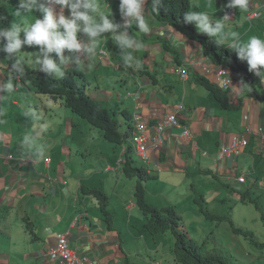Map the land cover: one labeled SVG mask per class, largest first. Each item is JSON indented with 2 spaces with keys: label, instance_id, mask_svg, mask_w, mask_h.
<instances>
[{
  "label": "crops",
  "instance_id": "crops-1",
  "mask_svg": "<svg viewBox=\"0 0 264 264\" xmlns=\"http://www.w3.org/2000/svg\"><path fill=\"white\" fill-rule=\"evenodd\" d=\"M227 2L189 0L190 10L207 12L214 19L222 18ZM0 3L9 15L19 6V0H0ZM148 7L146 0L144 14L151 31L144 34L137 30V35L132 30L129 32L143 44V48L134 52L141 60L142 69L125 67L119 50L115 52L117 47L103 45L102 39L106 42L107 36L104 34L97 42L94 67L84 70L91 74L90 96L105 108L109 106L119 111L114 117L121 122L122 133L127 129L125 117L120 113L123 110L130 118L134 112L140 115L150 137L154 135L152 125L161 117L175 113L180 124L164 132L157 148L148 149L146 161L132 154L135 165L143 168L148 176L142 186L145 196L154 203L153 207L157 201L166 204L160 206L162 208L173 206L180 218L184 217L186 208H191L201 225L204 220L216 225L229 223L231 243L228 248L236 253L234 258L240 264H264V249L257 251L252 244H241L231 231V226L247 230L256 243L264 241V222L260 218L264 215V102L249 95L247 88L240 89L242 81L234 73H230L233 77L229 90L219 88L214 80L224 65L212 64L199 44L184 38L173 27L162 28L148 17ZM10 8L13 9L9 11ZM233 10V20L226 23L240 33L242 41L246 42L253 35L264 38V0H250L247 13ZM252 12H259L260 17L251 16L248 20V13ZM64 14L68 15L67 9ZM35 16L38 17V13H25L23 19L31 23ZM157 35L165 39L166 44L153 40L159 38ZM216 46L235 54L227 43ZM101 48L105 55L100 53ZM240 62L247 67L246 62ZM7 63L6 54L0 52V81L7 80L8 69L2 67ZM176 66L186 68L184 81L172 72ZM26 80L31 77L17 79L11 94L0 93L4 95L0 100L3 111L0 116L3 121L0 123V206L6 208L4 216L0 217V264H59L48 252L55 247L56 235L63 232L68 234L69 249L87 264H179L172 253L173 244L165 251L163 245L158 248L156 244L153 249L146 245L147 252L140 251L135 244L133 228L137 225L132 224L128 212L130 210L132 215L137 209L134 190L138 181L135 176L126 177L122 173L118 164L124 156L121 147L108 143L86 124L84 132L89 137L84 142L80 140L79 147L87 143L90 152L80 154L74 151L73 145L68 147L66 141L72 135L71 129L76 122L78 126L83 122L75 119L60 102L50 100L49 103L48 98L37 94ZM256 89L264 95V84L257 82ZM26 93L33 94L35 103L31 104ZM121 102L125 104L122 110L118 104ZM31 107L38 110L33 113ZM151 114L156 116L151 117ZM183 129L190 135H182ZM26 135L32 137L37 146L44 147L43 157L22 144ZM233 138L242 142L243 149L237 156L220 157L217 153L220 146ZM98 173L107 176L101 178ZM239 176H243V182L237 181ZM123 178L128 179L127 189L122 190L125 195L119 190ZM91 188H100L108 198L105 214L99 202L87 194ZM193 191L202 196L208 212L209 208H226L227 215L232 214L231 223L218 222L217 218L223 216L210 212L213 218L199 215ZM111 196L118 198V205L125 211L123 216L117 217L112 212L116 205ZM242 198L253 200L260 211L250 202H241ZM242 215L250 217L254 227L245 218L240 219ZM253 215H259L263 230L259 222L255 223ZM23 218L32 222L33 233L26 229ZM190 222L195 223L192 219ZM179 229L185 233L183 226ZM144 233L140 231L142 238ZM254 234L259 235L261 241H257ZM151 253L156 255L151 257ZM156 256L159 258L154 259Z\"/></svg>",
  "mask_w": 264,
  "mask_h": 264
},
{
  "label": "clouds",
  "instance_id": "clouds-1",
  "mask_svg": "<svg viewBox=\"0 0 264 264\" xmlns=\"http://www.w3.org/2000/svg\"><path fill=\"white\" fill-rule=\"evenodd\" d=\"M145 3L146 0H119V13L123 20L121 24L114 22V19L111 18V12L106 14L102 10L98 0H19V6L15 11L16 16L23 17L25 13L33 12H39L41 15L38 14V17L35 16L34 22L31 23L23 21L21 23L11 22L7 28H0V52L6 54V58L10 63V68L8 63L2 66L4 69H8V72L7 80L0 81V93L11 94L15 89V81L25 75V59L19 56L22 47L39 46L38 51L31 53V67L33 70H38L42 75L59 80L65 78L68 74L67 69L70 66H74L72 69L76 71V75L74 74L75 79L77 83L84 85L85 95L88 96L94 105L99 109L105 110L109 116H112L113 120L118 122L120 131L121 122L117 121L114 117L119 111L111 109L110 111L109 108H105L101 103L92 99L90 96L92 80H87L85 73L88 71L84 70L85 68L91 69L94 67L92 61L97 56V42L106 33L113 37V43L117 47L115 52L117 53L119 50L123 65L127 68L142 69L141 60L134 56V52L143 48V44L134 35H129V29L132 28L134 23L141 33L147 34L151 31L149 19L144 14ZM160 3L161 0H152L151 8L153 12L159 11ZM56 6H59L58 12L56 11ZM225 8L239 9L241 12L247 13L250 8V0H228ZM65 9L68 10L67 16L64 14ZM229 19L227 14L221 19H214L207 12L192 10L184 14V21L186 23L194 22L198 32L206 35L211 42H214L218 46H223L227 43V47L235 52L237 59L246 62L248 71L258 77L260 82L264 84V38L253 35L246 42L242 41L240 33L233 30L226 23ZM21 34L23 35L21 36ZM78 34L80 35L78 36ZM102 41L104 42L105 40L102 39ZM68 53L69 55H67ZM100 53L105 55L106 52L100 49ZM178 67L176 66L172 70L174 74ZM234 74L242 81L240 89L247 88L251 92L252 88L245 84L238 74ZM225 87L229 88L230 83ZM3 98L4 95H0V100ZM61 105L63 104L61 103ZM63 108L65 110L68 109L66 106ZM136 110L137 107H135ZM120 113L125 117L124 123L126 128L128 127V122H131L130 127L126 129L129 132L125 137V143L118 144L105 140L99 129V132L96 133H100L102 138L108 143L121 147L122 156L124 155L123 158L118 160L121 171L125 164L126 153H129V159L132 162L131 165L135 168H141L135 165L136 161L132 157V154L135 158L146 161L148 158V149L157 148L164 136V132L172 131L173 128H176L180 124L176 114L169 113L161 117L155 125L150 127L154 131V135L150 137L146 122L141 119L140 115L134 112L133 118H130L126 115L127 111L123 110ZM2 115L3 111L0 110V116ZM155 116L156 114H151V117ZM169 117L175 119V125L165 124V121ZM74 118L76 119V116ZM77 118L80 120L83 119L80 116ZM0 123H3V121L0 120ZM86 125L89 126L88 129L90 130L95 129V127H92L88 123ZM160 127L161 129H159ZM183 130L187 131V129ZM126 131L123 135L126 134ZM189 135L190 133L187 131L184 136ZM139 136L145 138L144 143L141 145H138L135 141V138ZM233 141L237 142L238 150L230 153L224 152ZM66 143L68 147H72V135L67 137ZM22 144L30 151L34 149L38 157H43L45 154L44 147L37 146L30 136L26 135ZM128 147L131 149L129 152H127ZM242 149V142L233 138L226 145L220 146L217 153L220 157L237 156ZM143 172L145 173V171ZM135 177L139 179L138 176ZM237 180L243 182V176H239ZM62 234H65L67 239L68 234L66 232ZM72 252L77 258L82 259L74 251ZM49 257L51 258L50 254ZM52 260H56L60 264L59 259Z\"/></svg>",
  "mask_w": 264,
  "mask_h": 264
},
{
  "label": "trees",
  "instance_id": "trees-1",
  "mask_svg": "<svg viewBox=\"0 0 264 264\" xmlns=\"http://www.w3.org/2000/svg\"><path fill=\"white\" fill-rule=\"evenodd\" d=\"M152 3V0H151ZM151 5V4H150ZM190 10L189 0H161L159 5V11L153 12L150 7V17L156 21L164 24H168L179 33L184 35L190 41L201 44L203 54L216 65H227L234 73L238 74L245 84L252 88L251 94L258 98L256 92L255 81L248 68L242 64L231 51L219 50L214 42L196 29L194 22L186 23L184 21V14ZM7 8L0 3V28H7L11 21ZM10 66V63L8 61ZM33 74V75H31ZM31 77V86L35 87V91L49 100L58 101L69 108L73 113L85 119L92 127L99 129L102 132L105 140L114 143H125L126 134L119 131V124L109 116L105 110L99 109L93 104L85 95L84 85L77 83L75 75L67 74L64 79L55 80L46 75H42L39 71L29 70L25 67V75L23 77ZM55 80V81H54ZM24 81V80H22ZM207 85V82L201 81ZM55 87L52 88V86ZM210 88H212L209 85ZM261 99V98H260ZM263 99V98H262ZM264 100V99H263ZM262 101V100H260ZM264 102V101H262ZM130 121V119H129ZM130 127L131 122H128ZM127 127V128H128ZM131 149L128 147L127 152ZM131 159H129V153H126L125 164L123 165L122 172L126 177L138 176L135 187L134 195L136 196V205L143 215L148 216L149 221L146 229L152 233H160L164 231L171 232L173 235L172 253L174 259L179 264H240L236 258L229 254L226 250L221 248L208 249L205 244L197 245L193 239L187 237V235L178 229L180 226V216L173 206H166L161 209H157L151 205H148L144 200L143 185L141 183L148 178L141 168H135L131 165ZM194 192V191H193ZM192 192V193H193ZM88 195H91L99 203V207L105 214L108 198L101 191L90 190ZM202 196L194 192L193 202L196 206V211L199 215L204 217L213 218L209 215L205 206L202 203ZM243 203L250 202L258 209L257 204L251 200L242 198L240 200ZM5 206H0V217L4 216L6 212ZM260 218L264 222V215L261 214ZM26 225V229L32 232V225L30 221L23 218ZM218 222L230 221L228 215L217 218ZM231 231L236 236H241L248 244L254 245L258 249H264V241L260 244L256 243L250 231L242 230L231 226Z\"/></svg>",
  "mask_w": 264,
  "mask_h": 264
},
{
  "label": "rangeland",
  "instance_id": "rangeland-1",
  "mask_svg": "<svg viewBox=\"0 0 264 264\" xmlns=\"http://www.w3.org/2000/svg\"><path fill=\"white\" fill-rule=\"evenodd\" d=\"M101 7H102V10L107 14L109 12L113 13L115 10H117V6L116 7H113V2L111 1L109 4L107 5H104L105 3L103 2H98ZM13 9V8H12ZM11 8L9 9V11L12 10ZM38 14H40L38 12ZM10 15H11V22L13 23H21L22 21L23 22H26V18L23 19V17H18L15 15V12L14 11H11L10 12ZM23 19V20H22ZM27 23V22H26ZM38 48L39 46H32V47H28V46H24L22 47L21 49V53H19V56H21L22 58L25 59V67H27L29 70H33V68L31 67V53L33 52H36L38 51ZM53 54V53H52ZM74 66H70L69 69H67V73L68 74H75L76 71L74 69H72ZM38 71V70H36ZM86 75V78L87 80H91V74H90V71L85 73ZM76 75V74H75ZM254 75V74H253ZM254 77L257 79V82H260L259 78L256 77L254 75ZM29 84H33L31 83V81L29 80H26ZM55 81V80H54ZM29 87H32V86H29ZM55 87V84L54 86H52V88ZM32 88H35V87H32ZM27 95L30 96V99H31V104L35 103V99L33 97V94H30V93H26ZM38 94V93H37ZM41 95V94H39ZM43 96V95H41ZM43 98L45 99V97L43 96ZM49 103H51V101L49 99H47ZM119 104V109H124L125 107V104L124 103H118ZM111 106V105H110ZM107 108H109V106H107ZM30 110L33 111V113H35V111H37L35 108L31 107L29 108ZM111 109V108H109ZM71 114H73L74 116L76 117H79L77 116L75 113H73L69 108L67 109ZM111 111V110H110ZM81 125L78 126L77 125V122H76V126L74 128H72V141H73V146L74 148L76 147V149H74V151H78L80 154H87L90 152V148L89 146L86 144H84V146L82 148L79 147V142L80 140H82L81 142H84L86 141V138L88 137V133L87 132H84L86 129L85 128V124L88 123L85 119H81ZM89 124V123H88ZM93 131L95 132H99L98 129H92ZM99 148L96 147V152H99ZM95 152V150H94ZM81 157V156H80ZM89 163V161L86 162V164ZM99 174V173H98ZM99 176L101 178H104L105 176H107L105 173L103 174H99ZM123 182L120 184L119 186V190H120V194L122 195H125L122 190L124 189H127L126 187V181H128L127 178H123ZM98 182H100V180L98 179ZM145 182V181H144ZM144 182H141L142 185H144L145 183ZM89 190H96V191H100V188H91ZM59 197V196H58ZM111 199L112 201L115 203L116 207L114 210H112V212H114V214L117 216V217H121L124 215V210L122 208V206L120 207L117 203V197L115 196H111ZM227 199V198H226ZM144 200L145 202L149 205H153L154 203L153 202H149L148 201V196L146 197L145 196V193H144ZM134 201H135V204H136V196L134 198ZM230 201L232 202V200L230 199ZM226 204H228V202H226ZM156 205V206H155ZM155 207H159V208H162L160 206L162 205H166L164 204V202L162 201H157V203H155ZM137 206V205H136ZM137 209H135L134 213L131 215L130 214V210L128 212V216L131 218L132 220V224H136L137 226H135L133 229V233L135 234V237L134 238H137V240L135 241V244L137 245L138 248H140V251H146V245H150L151 247L149 249H153L154 248V245L157 244L158 248L163 245V250L165 251L169 245H172L173 244V235L170 234L171 232L169 231H164V232H160V233H152L150 234L147 229H146V226L148 224L149 221H152L151 219L148 220V216L146 215H143V213L141 212V210L138 209V207H136ZM252 208V207H251ZM196 210V209H195ZM253 210V209H252ZM195 212V211H194ZM194 212L191 208H186V213L184 215V217L182 216V218H180V222L179 224L181 226H183V229L187 235V237H190L191 239H193V241L197 244V245H201V244H205L206 247L208 249H212L214 247L216 248H221V249H224L226 250L229 254H231L232 256H236V253H233L229 250L228 248V245L231 243V239H230V225L229 223L227 222H223V223H220V225H216V223L214 224L212 221H209V220H204L203 221V225L200 224V222L198 223V220L196 219V217L194 216ZM209 212L212 213V214H216L217 216H225L227 215V209L226 208H220L218 206L215 207V208H209ZM231 213H230V217H231ZM254 218H255V223L256 222H259V228H261L263 230V225H262V222L260 221V218H259V215H253ZM245 218V220L247 222H249V224L254 227V223L252 221H250V217L248 216H240V219H243ZM190 219L194 220L195 223L192 224L190 222ZM123 223V222H122ZM208 225V227H207ZM144 230V235L145 237L142 238V235H140V231H143ZM62 233H58L56 235V237L58 235H60ZM255 235V238L257 241H261V238L259 235L257 234H254ZM262 235V234H261ZM155 238V239H152V238ZM263 237V235H262ZM238 239H240L241 241V244H246V245H249L241 236H237ZM263 241V240H262ZM261 241V243H262ZM126 241H124L125 243ZM249 247V246H247ZM160 250V249H159ZM257 251H261L259 249L256 248ZM233 253V254H232ZM151 257L152 255H156V253H151L149 254ZM233 256V257H234ZM154 257V256H153ZM159 257L156 256L154 259H158Z\"/></svg>",
  "mask_w": 264,
  "mask_h": 264
},
{
  "label": "water",
  "instance_id": "water-1",
  "mask_svg": "<svg viewBox=\"0 0 264 264\" xmlns=\"http://www.w3.org/2000/svg\"><path fill=\"white\" fill-rule=\"evenodd\" d=\"M113 2V7H116L117 6V10H115L113 13H111L112 15H111V18H113L114 19V22L115 23H123V20H122V18H121V16H120V13H119V0H105L103 3H105L106 5L107 4H109L110 2ZM149 1V7H148V17H150V13H149V10H150V7H151V0H148ZM233 13H234V10L233 9H230V8H227L226 10H225V12L222 14V18H223V16L225 15V14H227L228 16H229V20L227 21V22H229V21H231V20H233V17H234V15H233ZM259 12H252V13H248L249 15L247 16V19L249 20L250 19V17L252 16V18H259L260 17V14H258ZM151 19H153L152 17H150ZM154 21H156L155 19H153ZM158 24H160L161 25V27L162 28H164L165 26H167L168 28H170L171 26L170 25H168V24H164V23H160V22H158V21H156ZM133 31V32H135V33H133V34H135V35H137V34H139V33H136V32H139V31H137L138 29L136 28V26H135V24L133 23V25H132V28L131 29H129V32L130 31ZM176 30V29H175ZM177 32V31H176ZM179 33V32H178ZM180 34V33H179ZM182 35V34H181ZM158 36V35H157ZM184 38H186L184 35H182ZM159 37V36H158ZM187 39V38H186ZM154 40H156V42L157 43H163V44H166V40L165 39H162V38H154ZM189 40V39H188ZM105 43L106 44H111V47L113 48V49H115L116 48V45L113 43V37L110 35V34H107V36H106V42L104 41L103 42V45H105ZM196 43V42H195ZM198 44V43H197ZM200 45V44H199ZM201 46V45H200ZM102 50H103V48H101ZM212 63V62H211ZM212 64H214V63H212ZM216 65V64H215ZM216 66H223V65H216ZM226 67V68H225ZM229 69V70H228ZM226 70H228L229 71V73H227V74H225L226 73ZM230 73H234L227 65H224L223 66V68H222V70H221V72L219 71L218 72V74H217V76L215 77V84L219 87V88H222V90H229V88H226L225 87V85H224V83H223V81L225 80V81H227V85H228V83H230L231 84V82H232V75L230 74ZM177 76H178V78L181 80V81H184V79L187 77V71H186V68H184V67H182V66H180V67H178V69H177V71H176V73H175ZM252 74V73H251ZM236 76V75H235ZM253 77V76H252ZM253 79H254V81H255V85L257 86V82H256V80H255V78L253 77ZM219 82V83H218ZM214 88V87H213ZM256 92H257V96H258V98H256L255 97V99H257L258 101H260V100H262V101H264L263 99H264V95H262L261 93H260V91L259 90H257L256 89ZM249 95H252L251 94V92H249ZM252 96H254V95H252ZM261 98V99H260ZM263 98V99H262ZM262 101H260V102H262Z\"/></svg>",
  "mask_w": 264,
  "mask_h": 264
},
{
  "label": "built area",
  "instance_id": "built-area-1",
  "mask_svg": "<svg viewBox=\"0 0 264 264\" xmlns=\"http://www.w3.org/2000/svg\"><path fill=\"white\" fill-rule=\"evenodd\" d=\"M224 85H227V81H223ZM165 124L168 125H175V119L173 117H169ZM161 129V127L159 128ZM187 131L183 130L182 135H186ZM135 141L138 145H141L144 143L145 138L139 136L135 138ZM238 150V144L237 142H232L230 146L225 150L224 152L230 153V152H236ZM240 180V179H239ZM56 247L55 249L51 250L49 252L52 259H59L60 264H76L80 259L75 256V254L68 249L67 245V239L65 234H60L56 237Z\"/></svg>",
  "mask_w": 264,
  "mask_h": 264
},
{
  "label": "bare ground",
  "instance_id": "bare-ground-1",
  "mask_svg": "<svg viewBox=\"0 0 264 264\" xmlns=\"http://www.w3.org/2000/svg\"><path fill=\"white\" fill-rule=\"evenodd\" d=\"M219 83V82H218ZM130 148V147H129ZM234 157V156H233ZM117 159V158H116ZM118 169V168H117ZM238 181V180H237ZM56 245V244H55ZM76 264H87L84 260L80 259Z\"/></svg>",
  "mask_w": 264,
  "mask_h": 264
}]
</instances>
